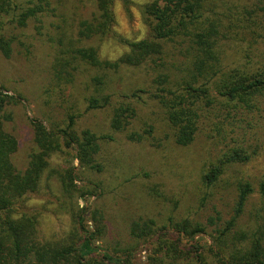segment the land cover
<instances>
[{
  "label": "trees",
  "instance_id": "1",
  "mask_svg": "<svg viewBox=\"0 0 264 264\" xmlns=\"http://www.w3.org/2000/svg\"><path fill=\"white\" fill-rule=\"evenodd\" d=\"M84 1L92 13L77 24L74 36L66 37L59 25L44 28V19L60 10L51 0H0V56L10 61L20 48L19 54L30 62L35 36L46 38L43 44L53 52L41 96L45 105L58 103L61 97L59 105L65 106L59 120L46 115L30 120L33 151L19 172L11 159L18 143L7 127L22 98L9 95L0 85V264H264V165L257 190L249 181L233 184L235 199L228 220L216 210L206 225L193 219L214 197L226 172L253 159L244 146L247 135L241 132L253 131L247 122L253 115L264 121V0H155L142 7L148 36L138 42L120 39L128 51L113 62L102 60L89 43L112 33L116 0ZM29 26L33 34L25 37ZM50 28L58 31L55 39ZM121 68L143 71L148 87L117 91L111 76ZM81 86L80 101L64 99V91L73 94ZM138 101L151 104L152 116L158 119H144ZM210 110L218 123L205 143L221 148L215 159L196 169L198 200L182 218L174 211L179 203L172 202L161 222L133 220L128 239L111 245L105 211L85 202L71 215L74 233L60 240H39L36 215L22 208L27 197L38 192L52 154L64 151L81 170L102 174L106 168L100 161L102 146L114 142L115 136L121 135L127 145H155L159 129L154 122L160 120L166 128L160 142L187 149L201 134ZM102 111L110 116L105 135L78 129L83 116ZM74 173V166L57 173L68 203L78 193ZM149 176L145 171L138 174L144 180ZM175 181L178 190L192 183L185 172ZM100 184L89 182L78 198L90 197L89 187ZM158 186L145 185L153 199L163 196ZM255 194L260 203L245 219ZM142 249L147 251L144 261L138 259Z\"/></svg>",
  "mask_w": 264,
  "mask_h": 264
},
{
  "label": "rangeland",
  "instance_id": "2",
  "mask_svg": "<svg viewBox=\"0 0 264 264\" xmlns=\"http://www.w3.org/2000/svg\"><path fill=\"white\" fill-rule=\"evenodd\" d=\"M153 1L155 0H116L114 2L115 24L112 33L102 40L96 39L89 43L96 48L102 60L116 61L128 51L127 47L120 43V39L127 42H138L148 36V28L143 21L142 7ZM51 2L60 10L56 11L55 17L44 19V28L47 24H52L55 29L59 25L65 29L66 37H70L77 24L92 13V8L84 0H51ZM31 28L30 26L26 28L25 37L33 34ZM53 28L48 31L55 39L58 31ZM71 36H74V33ZM35 37L30 62H27L23 53L19 54V51H22L20 48L15 49L16 56L10 61L0 56V85L9 91V95H20L22 98L20 104L13 107L14 122L7 127V131L16 138L18 143V149L11 159L19 172L26 168L28 156L33 151L30 120H42L43 115L59 120L65 110V106L59 105L63 104L60 102L61 97L58 103L45 105L41 96L42 89L49 81L46 71L51 64L53 51L43 44L46 38ZM26 43L28 44L27 40ZM237 50L238 48L233 53L236 54ZM111 78L115 85L114 88L120 93H128L134 88L149 85V79L140 70L121 68L116 74H112ZM81 88L82 86L78 89V93L73 91V94L68 90L64 91V99L72 96L80 101V96L84 94ZM142 98L146 103H150L147 100L148 97L142 96ZM143 101H138V104L142 105ZM153 112H155L153 106L148 104L143 106L141 116L144 119H158L157 115L152 116ZM208 112L212 115L205 116L204 125L199 132L201 134L187 149H174L167 146L166 142H160L166 134V128L162 126L160 120L154 122L159 129L155 145L148 142L127 145L123 142L121 135L115 136L114 142L104 143L102 146L100 161L106 165L102 174L81 170L76 161L72 162V155L69 153L62 151L52 154L38 192L28 196L22 208L23 211L36 215L39 240H60L74 233L71 215L76 207H83L85 202L100 205L105 211L111 245H122L128 239V226L133 220L141 217L161 222L171 210L172 202L179 203L174 211L177 218H182L188 209L196 205L198 200L197 189L200 190V187L197 182L198 171L196 169L200 168L201 164L207 163L209 159H215L221 148L216 147L215 144L210 146L205 143L206 135L210 134L213 124L218 123L214 120L212 110ZM109 118L106 111L90 112L79 120L78 129H88L98 136H103L109 131ZM247 122L251 123L253 131L251 133L242 131L241 135H247L244 146L253 152V159L248 164L235 166L226 172L224 180L215 188L214 197L207 202L203 211L193 216V219L203 225L208 223L209 217L214 216L215 210L220 213L222 219H229L235 199L232 186L236 182L249 181L257 190V183L263 173L264 165V121H260L257 116L253 115L247 119ZM225 129L224 125L223 130ZM237 134L239 135V132ZM233 137L235 138V135ZM73 166L74 175L78 178L76 181L78 193H75L74 200L68 203L62 196L57 173ZM144 171L150 173L148 180L138 177V174ZM182 172L188 174L192 183L187 188L178 190L175 188V178ZM91 181L101 183L100 187H89L88 196L90 197L84 196L80 199V190L86 192L83 187ZM144 184L146 186L159 184V191L163 196L157 199L151 198ZM259 203L260 197L257 194L253 195L248 202L245 219L252 207ZM141 251L143 252H139L138 259L144 261L147 251L145 249Z\"/></svg>",
  "mask_w": 264,
  "mask_h": 264
}]
</instances>
